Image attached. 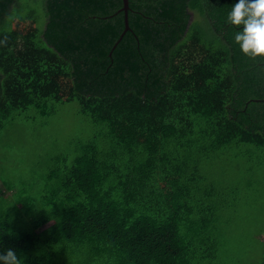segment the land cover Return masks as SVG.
<instances>
[{"label": "trees", "instance_id": "trees-1", "mask_svg": "<svg viewBox=\"0 0 264 264\" xmlns=\"http://www.w3.org/2000/svg\"><path fill=\"white\" fill-rule=\"evenodd\" d=\"M235 2L129 0L114 50L124 0H0V133L31 108L73 103L94 133L52 158L39 202L25 189L0 202V252L23 264L74 263L53 243L104 264L216 259L229 215L210 168L234 145L264 147V57L234 43Z\"/></svg>", "mask_w": 264, "mask_h": 264}, {"label": "rangeland", "instance_id": "rangeland-1", "mask_svg": "<svg viewBox=\"0 0 264 264\" xmlns=\"http://www.w3.org/2000/svg\"><path fill=\"white\" fill-rule=\"evenodd\" d=\"M34 8L43 28L47 20L45 7L34 2ZM194 20L202 18L196 14ZM93 135V128L76 103L61 106L50 117L40 116L33 108L17 115L0 133V202L13 204L22 189L39 202L52 158L74 153L78 140ZM210 170L217 181L220 202L226 204L222 214L229 215L219 252L210 264H264V147L234 145ZM8 186L14 190L9 191ZM53 247L65 259L74 261L69 264H104L94 261L89 252L74 256L70 249H63V243H53Z\"/></svg>", "mask_w": 264, "mask_h": 264}, {"label": "clouds", "instance_id": "clouds-1", "mask_svg": "<svg viewBox=\"0 0 264 264\" xmlns=\"http://www.w3.org/2000/svg\"><path fill=\"white\" fill-rule=\"evenodd\" d=\"M226 22L236 27L234 43L251 58L264 57V0H236ZM0 264H23L12 250L0 252Z\"/></svg>", "mask_w": 264, "mask_h": 264}, {"label": "water", "instance_id": "water-1", "mask_svg": "<svg viewBox=\"0 0 264 264\" xmlns=\"http://www.w3.org/2000/svg\"><path fill=\"white\" fill-rule=\"evenodd\" d=\"M123 11L126 12V17H125L126 30H125L124 34L122 35V37H121L120 41L118 42V44L115 46L114 50L117 48V46L119 45V43L123 40V38L126 35V33L129 32V31H131L130 24H129V16H128L129 0H124V9H123Z\"/></svg>", "mask_w": 264, "mask_h": 264}]
</instances>
